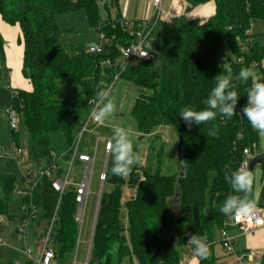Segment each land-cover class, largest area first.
I'll use <instances>...</instances> for the list:
<instances>
[{"label":"trees","instance_id":"16d2710c","mask_svg":"<svg viewBox=\"0 0 264 264\" xmlns=\"http://www.w3.org/2000/svg\"><path fill=\"white\" fill-rule=\"evenodd\" d=\"M186 13L195 7L214 2L215 14L204 22L190 19L186 14L169 21L158 20L151 34V62L137 61L127 66L120 77L153 91L141 93L132 115L141 132L148 133L159 125L174 126L183 137L185 174H163L161 169L135 165L128 177L111 173L112 160L106 165L105 183L113 185L102 191L94 229L89 264H182L181 256L169 243L166 231L170 225V204L179 194L177 223L187 236L206 237L209 256L200 264H229L217 255L214 228L220 229L231 216L220 212L215 197L236 193L224 179L225 165L236 170L244 160L243 150L256 143L259 133L253 130L241 109L247 102L251 81L238 84L240 99L237 115L231 119L217 116L215 121L192 125L189 130L179 113L184 107L204 108L203 100L215 86L214 78L222 74V47L226 44L231 58L228 64L234 76L241 68L256 66L264 75V34L251 33L255 20L264 21V0H184ZM119 0L100 3L98 0H0V14L9 24H19L24 39L23 74L30 79L33 91L12 90V105L20 115V131L12 141L20 143L23 129L29 133L28 153L35 166L51 160V134L63 133L70 147L83 123L81 110L97 94L104 92L120 72L121 48L133 37L123 25V19L107 17ZM102 4L103 7L100 6ZM86 10L89 24L110 44L101 53H67L60 45L62 30L56 22L59 14ZM141 22H137V26ZM261 36L263 43L257 40ZM110 61V65L104 64ZM0 84L6 73L4 40L0 34ZM78 83L79 93L71 100L56 98L58 81ZM240 114V115H239ZM216 130L209 136L210 129ZM243 137L240 138L239 134ZM179 143V138H178ZM264 155V154H263ZM262 188L256 206L264 204V164ZM210 173L215 177L210 182ZM18 174H0V215H8L9 199L16 190ZM135 189V195L122 200L123 186ZM40 210L33 225L36 237L41 238L58 202L51 180L43 178L35 192ZM76 191L70 188L63 196L59 223L53 237L56 261L71 254L77 247L79 226ZM10 219L13 217L9 216ZM8 264H16L10 262ZM259 264H264V252Z\"/></svg>","mask_w":264,"mask_h":264},{"label":"rangeland","instance_id":"374dc122","mask_svg":"<svg viewBox=\"0 0 264 264\" xmlns=\"http://www.w3.org/2000/svg\"><path fill=\"white\" fill-rule=\"evenodd\" d=\"M98 2L109 3L110 0H98ZM213 3H206L195 7L189 16L197 21H205L215 14ZM101 7L102 4H100ZM167 9L163 6V11ZM103 17H106V12L102 8ZM56 22L62 30L60 37L61 47L69 54L77 52L88 51L89 44L95 43V45H103V47L110 44L107 39H102L101 35L95 28H92L89 24L86 10H80L76 12H67L59 14L56 17ZM254 34H264V21L255 20L252 23L251 28ZM257 40L263 43L261 36L257 35ZM231 53L226 44L222 47V60L225 63L229 62ZM264 67V60H263ZM59 90L56 94V98L60 100H71L80 91L78 83H72L66 80L58 81ZM109 98H111L117 106L118 111L115 113L114 119L107 120L104 125L90 124V130L86 131L81 140L79 147L82 151L88 152L94 155L96 152L95 163L92 170L90 193L87 198L86 212L84 218V224L79 230V240L76 249L66 255L63 259L58 261V264H83L87 258L88 245L87 241L90 237L93 220L98 206L100 191L109 192L113 189V185L109 183H103L100 180V174L104 172L107 165V161L112 156L107 153L105 148L106 140L111 139L112 126H120L131 131V140L134 145V151L138 152L141 160L138 165L151 166L153 170L161 169L163 174L178 175L180 181L181 176V162L178 156V133L174 126L171 125H159L153 127L148 133L141 132L138 126L137 120L132 115V110L135 105L136 99L141 93L151 95L153 91L148 88H142L123 77H115L112 84L105 89ZM12 93L6 86L0 84V174H19V164L15 158L16 148L11 141V127L7 118L8 110L12 105ZM91 108L89 105H85L80 114L82 123H85ZM80 133V131H79ZM78 133V134H79ZM77 134V135H78ZM257 154H264V136L259 135ZM29 145V133L26 129L21 132V138L19 147L28 151ZM51 145L56 155L63 156L68 149V143L65 135L60 132H54L51 134ZM63 160V159H62ZM66 164V163H65ZM62 165L66 171L69 169L68 165ZM83 168V167H82ZM82 168L76 164L72 170L73 180L78 181ZM254 191H261L262 188V165H257L253 171ZM215 173H210V182L213 181ZM22 183L17 184V189L22 188ZM122 200H130L136 193L135 189L128 184L123 186ZM226 199L224 194H218L215 197V205L218 209L221 208L223 201ZM179 213L178 202H171L170 204V225L166 231V237L169 243L174 248V242L177 237H180L181 245L174 248L181 257H183L184 251L186 252V230L181 228L177 223ZM9 216L13 217L12 219ZM22 216V197L16 192L9 199L8 215H0V238L5 244L0 245V264H8L15 262L19 264L22 260H25L26 255L21 251L26 249L24 241L21 240L17 228L20 226V219ZM214 240L217 242L220 240V234L218 228H214L213 231ZM220 243V242H218ZM242 247V239L239 240ZM219 247V244H217ZM13 247L18 250L12 249ZM32 247V245L30 246ZM228 256V254H227ZM129 258L125 260L128 261ZM229 264H235L234 259H228Z\"/></svg>","mask_w":264,"mask_h":264},{"label":"built area","instance_id":"2783aa9c","mask_svg":"<svg viewBox=\"0 0 264 264\" xmlns=\"http://www.w3.org/2000/svg\"><path fill=\"white\" fill-rule=\"evenodd\" d=\"M155 15L153 18L141 22V25L137 26V22L126 20L123 21V25L132 35V41L121 48V59H120V72L116 74V78L120 77L121 72L129 65L137 61L151 62L155 59V54L150 50V37L158 20L169 21L172 18L178 17L170 9L167 13L163 11L162 0H153ZM101 38L104 40V34H100ZM104 51L103 45H94L88 48V52L91 53H101ZM104 64L110 65V61H105ZM95 99L89 101V106L91 111L96 107ZM90 111V113H91ZM7 118L10 122L11 127V141L12 134L20 131V115L18 111L11 105L8 110ZM90 124H97L91 119L89 114L85 123H83L80 133L76 136L73 144L68 147L67 152L63 156H58L55 152H51V160L47 165L35 166L30 160L28 151L21 149L16 141H12L13 146L16 148L15 158L19 164L20 172L18 174L20 180L23 182L21 189L15 190V192L22 197V216L20 219V226L17 228V232L20 238L26 243H28L29 235L34 229L33 225L40 212L35 199V192L38 188L40 181L47 177L51 180L52 188L58 193V202L55 210L49 220V223L45 227V231L41 238L38 239L39 253L37 256L33 255L32 249L27 245L25 249V254L34 264H57L56 254H55V241H54V231L59 223V211L63 196L70 189L74 188L76 191V202L77 211L75 214V220L78 226L82 228L84 224L85 212L87 198L90 193V183L92 170L95 163L96 152L94 155L84 152L80 149L79 144L83 134L90 130ZM239 137L242 138L243 134L240 133ZM110 139L106 140V144ZM258 145L253 143L252 146L244 148V160L240 164H246L249 166L251 159L259 154H257ZM108 153V152H107ZM64 159L69 169H63L60 166L59 160ZM82 164V173L78 181L73 180L72 170L73 167L78 164ZM106 167L104 172L100 174V180L104 183L106 177ZM102 193V192H101ZM101 195L99 193L100 202ZM97 211V209H96ZM98 214V212H97ZM96 213L94 216L93 226L88 241V251L87 258L83 264H89L90 253L94 235V229L96 225ZM238 228L243 234L248 235L254 233L255 231L264 227V204L262 206H256L254 215L241 218L230 217L224 222L223 227L220 228V244L227 253L235 255V264H259L262 257V253L249 250L243 252H237V245L235 243V237L230 233L231 228ZM80 228V229H81ZM79 229V230H80ZM78 241L79 237H78ZM0 244H4V241L0 238ZM189 245V244H188ZM190 253H192V247L189 245Z\"/></svg>","mask_w":264,"mask_h":264},{"label":"clouds","instance_id":"9594fccd","mask_svg":"<svg viewBox=\"0 0 264 264\" xmlns=\"http://www.w3.org/2000/svg\"><path fill=\"white\" fill-rule=\"evenodd\" d=\"M256 66L241 68L234 76L233 69L223 63L222 74L214 80L215 86L209 95L203 100L204 108L195 110L191 107L181 109L179 115L187 124L189 130L192 125L206 124L215 121L217 116L231 119L237 115L238 84L251 81L247 88V102L241 109L242 117L246 118L251 128L264 136V75L255 70ZM118 111L114 101L109 98L107 92L97 94L96 107L90 113L91 119L99 125H104L107 120L114 119ZM240 115V114H239ZM209 136H215L216 130L210 129ZM131 131L120 126H112L111 139L106 144V151L112 156L111 173L121 178L128 177L135 165L140 163L141 157L134 151V145L130 138ZM224 179L230 184L235 195H229L223 201L220 212L233 218L254 215L260 191H254L255 177L246 164H242L236 170H231L225 165L223 169ZM187 244L192 247V264H200V260L209 256V246L206 237L190 234ZM181 245L180 237L174 242V248Z\"/></svg>","mask_w":264,"mask_h":264},{"label":"crops","instance_id":"0c3cea01","mask_svg":"<svg viewBox=\"0 0 264 264\" xmlns=\"http://www.w3.org/2000/svg\"><path fill=\"white\" fill-rule=\"evenodd\" d=\"M208 3L209 4L213 3L214 10H216V6L214 2H208ZM162 6H164L167 9L166 10L167 12L171 9L172 12L175 13L177 16L186 14L190 19L197 21V19L191 18L189 16V13H186V3L184 0H162ZM154 15H155V8H154L153 0H119L118 5L115 7H112L110 9V12L106 13V17L104 19H107V17L116 18L117 16H119L124 21L131 20L135 22H143L145 20L153 18ZM250 32L252 33V31ZM0 34L2 35L3 40H4V53H5L6 67H7L6 73L3 74L1 77V79L5 83L1 85L6 86L7 89L11 91V93L13 89L25 90L29 92L33 91V85L30 79L26 78L23 74L25 46H24L23 33H22L20 25L19 24L13 25V24L7 23L3 19L2 15L0 14ZM0 71H1V68H0ZM62 162L64 164L66 162L64 161V159L59 160L60 166L64 169ZM78 167L82 168V164L78 163ZM19 182L23 184L21 180ZM34 229H32L29 235L27 245L29 247L32 245V247L30 248L33 251V255L37 256L39 253L38 237H36L34 233ZM230 233L235 237V243L237 245V248H236L237 252L249 251L252 249V250L258 251L263 254L264 252V227L248 235L243 234L238 228L233 227L230 229ZM240 239H242V243H241L243 244L242 247H239ZM187 240H188V236L186 238L187 250L186 252L184 251L183 257H181L182 264H192V254L190 253L191 249L189 248V245L187 244ZM88 241L86 242L87 245H88ZM217 242H219V240ZM24 244L26 245L25 242ZM217 244H219V247L218 245L215 246L216 255L222 261L228 262L229 261L228 259H234L233 261L236 260L235 255L227 253L220 243H217ZM0 245H3V244H0ZM12 249L18 250V248L16 247H13ZM21 253L26 255L25 250L21 251ZM19 264H34V263L30 261L26 255L25 260H22V262H20ZM123 264H130V259H128V261L124 260ZM135 264H138V263L135 261ZM251 264H254V263H251Z\"/></svg>","mask_w":264,"mask_h":264},{"label":"water","instance_id":"95a60500","mask_svg":"<svg viewBox=\"0 0 264 264\" xmlns=\"http://www.w3.org/2000/svg\"><path fill=\"white\" fill-rule=\"evenodd\" d=\"M94 45H95V43H91L88 46L91 47V46H94ZM178 156H179V159H180V162H181V176H180V180H181V178L185 174V167H184V165L182 163V160H183V137H182V135L179 136ZM262 164H264V155L260 154V155H257V156H255V157H253L251 159L248 167L253 172L257 165H262ZM101 192H102V190L100 191V195H101ZM179 197H180L179 194H177L176 195V201L177 202L179 201ZM98 209H99V202H98L97 211H96V218H97Z\"/></svg>","mask_w":264,"mask_h":264}]
</instances>
